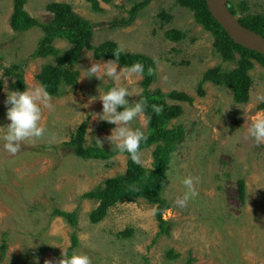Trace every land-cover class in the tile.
I'll list each match as a JSON object with an SVG mask.
<instances>
[{
  "label": "rangeland",
  "instance_id": "1",
  "mask_svg": "<svg viewBox=\"0 0 264 264\" xmlns=\"http://www.w3.org/2000/svg\"><path fill=\"white\" fill-rule=\"evenodd\" d=\"M143 1L98 0L96 11L86 0H26L24 9L48 22L53 17L51 3L71 5L93 27L92 47L110 43L124 47L123 54L150 57L155 73L149 90L177 91L192 98L191 103L167 101L182 109L169 129L182 126L185 133L164 182L163 198L171 206L163 213L166 231L161 233L157 206L144 199L118 203L103 221H90L98 203L83 195L126 173L128 157L84 160L63 146L87 121L84 146L100 147V139L103 148H114L107 137L116 125L100 119L99 96L115 82L86 77L85 72L93 63L109 60L97 61L92 50H84L72 67L80 74L77 87L62 86L57 95H50L54 109H43V139L24 141L12 156L4 149L5 130L0 129V264H36L37 259L39 264H59L63 251L68 258L74 236L78 246L73 253L87 255L92 264H264V144L256 145L247 133L257 114L264 113L259 109L264 102L256 99L264 94V68L255 65L250 71L249 101L237 104L231 88L204 79L214 69L229 73L237 63L215 51L214 36L196 23L189 8L177 0H153L130 26H123ZM241 2L249 8L246 14L264 15V0H227L239 17ZM14 5L15 0H0V128L11 123L5 79L7 91H17V78L5 77L4 69L20 67L16 71H22L26 89H32L43 87L37 80L43 68L56 64L53 57L33 58L44 35L41 28L20 33L12 29ZM172 29L184 37L169 41L165 33ZM54 47L65 52L72 45L55 39ZM122 69L118 64L117 70ZM144 79L122 78L121 85L132 93L126 97L130 104L142 93ZM131 127L145 133V118L134 120ZM155 149L153 145L142 151L145 168L153 167ZM189 175L200 178L195 185L199 195L181 208L175 201L183 197L181 181ZM58 211L75 214L77 225Z\"/></svg>",
  "mask_w": 264,
  "mask_h": 264
},
{
  "label": "trees",
  "instance_id": "2",
  "mask_svg": "<svg viewBox=\"0 0 264 264\" xmlns=\"http://www.w3.org/2000/svg\"><path fill=\"white\" fill-rule=\"evenodd\" d=\"M92 5V9L99 11L100 3L98 0H86ZM109 1V0H105ZM153 0H144L142 3L134 6L130 11L129 19L123 23V26H130L139 12L145 9ZM178 4L189 8L194 15L196 23L209 31L215 39V51L223 57V60L236 62L237 67L229 73L220 72L214 69L205 74L206 81H212L219 85H225L234 92V100L237 104L247 103L249 101V90L252 86L250 71L255 65L264 68V55L251 51L236 44L221 27V25L211 15L205 0H177ZM26 0H15L14 13L11 16V27L15 32H26L35 27L43 30L44 35L40 39L38 47L33 54V58L56 59V64L46 65L41 73L37 75V80L49 95H57L62 86L76 88L78 84L79 73L72 70L74 64L78 62L84 50H92L97 61L112 60L116 61L113 52L118 48L115 44L105 43L98 47L91 46L93 27L87 21L78 17L68 4L51 3L48 10L53 17L48 22L32 18L24 9ZM241 17L239 22L246 28L262 35L264 37V15L246 14L249 8L246 2L239 4ZM232 14L237 15V11L230 6ZM114 25H116L114 23ZM166 38L172 42L180 41L184 35L179 30L172 29L165 33ZM55 39L67 40L71 43L67 51H61L54 47ZM238 56V57H237ZM141 63L145 67V79L142 83L143 91L136 102L142 99L147 100L145 110V121L148 136L146 142L140 145V151L155 145V161L152 168H145L141 164L134 163L127 152L119 154L113 148H101L98 146L85 147L84 138L88 126L85 121L79 127L76 135L71 142L64 143L63 146L71 149V152L84 160H110L117 155L128 157L127 171L124 174L115 176L103 182L100 186L91 192L83 195L84 199L95 200L98 207L90 214V221L94 224L103 221L108 215V211L118 203H130L139 199H144L148 203L157 206L156 218L160 222L161 233L165 232L167 224L163 219V213L170 209V203L163 198L164 182L167 175V169L171 162L172 155L176 152L179 142L183 139L185 130L182 126L169 129L172 120L179 118L182 109L176 105H170L168 99L174 101L192 102L185 93L173 91L162 93L160 90L151 91L149 86L154 79V74L149 76L147 69H155V63L150 57L134 54H123L118 60L121 67H131L135 63ZM17 66L10 69H4L5 77L17 78L13 87L17 91L26 89L25 80L22 71L17 72ZM2 85V82L0 86ZM152 104L163 107V112L157 115L152 110ZM264 109V104L259 106ZM121 111L123 109H120ZM55 149H59L56 147ZM113 149V150H112ZM241 193L244 194V185L241 182ZM133 188L138 189L134 191ZM57 215L71 221L72 226L77 225L76 215L57 212ZM72 247L69 250L70 258L73 255V248L78 246V238L75 236L72 240Z\"/></svg>",
  "mask_w": 264,
  "mask_h": 264
},
{
  "label": "clouds",
  "instance_id": "3",
  "mask_svg": "<svg viewBox=\"0 0 264 264\" xmlns=\"http://www.w3.org/2000/svg\"><path fill=\"white\" fill-rule=\"evenodd\" d=\"M126 52L124 47H118L113 54L116 61L109 60L106 63L96 62L86 70V77H96L103 80L104 77L114 81V86L106 93H101L99 100L103 104V113L99 116L101 120L110 124L116 125L112 130L107 140L114 145V148L119 154L127 152L131 160L136 164L142 163V152L140 145L146 142L148 136L141 129H133L131 123L137 119H143L145 115L147 100L142 99L139 102L129 103L126 97L132 96L128 88L121 85V80L131 79L132 77L142 78L145 72L143 64L137 62L131 67H124L118 71V60L121 53ZM103 72V76L99 73ZM148 75L155 73V69L149 67ZM5 91L7 92L6 105H9L7 111V119L11 123L6 128L3 136L4 149L10 155L15 156L21 150V145L27 140H40L45 137L47 129L41 126L43 118V109L53 110L54 106L51 103L52 97L43 87H35L26 89L25 91H7V80L5 79ZM93 99V98H92ZM96 99V98H95ZM93 99V100H95ZM256 99L264 102V94H257ZM152 110L157 115L162 114L163 107L152 104ZM120 109H123L122 111ZM248 136L254 140L256 145L264 144V113H258L250 127L247 129ZM51 135V134H50ZM96 143L103 148V142L100 139ZM112 149V150H113ZM114 158L118 159L119 155ZM199 177L191 175L184 178L181 183L185 188L183 197H178L175 204L178 207H187V203L191 199H195L199 193L196 189V184L199 182ZM134 191L138 189L133 188ZM63 258L59 264H92L91 259L85 254L73 253L70 258H65V253H62ZM39 264V260H36ZM45 264H51V261H45Z\"/></svg>",
  "mask_w": 264,
  "mask_h": 264
},
{
  "label": "water",
  "instance_id": "4",
  "mask_svg": "<svg viewBox=\"0 0 264 264\" xmlns=\"http://www.w3.org/2000/svg\"><path fill=\"white\" fill-rule=\"evenodd\" d=\"M213 18L238 45L264 55V37L243 26L232 14L227 0H205Z\"/></svg>",
  "mask_w": 264,
  "mask_h": 264
}]
</instances>
